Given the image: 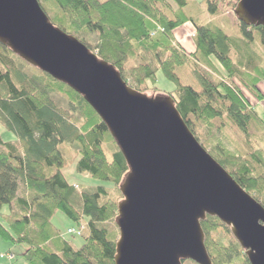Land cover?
Wrapping results in <instances>:
<instances>
[{
    "label": "trees",
    "instance_id": "obj_1",
    "mask_svg": "<svg viewBox=\"0 0 264 264\" xmlns=\"http://www.w3.org/2000/svg\"><path fill=\"white\" fill-rule=\"evenodd\" d=\"M171 1L175 12L164 0H44L56 10L50 18L56 28L88 49L79 37L96 36L97 57L113 66L138 93L154 89L158 72L174 83L172 92L162 93L173 99L195 139L264 208V149L232 152L222 143L211 145L206 140L204 144L197 135L200 129L209 132L213 122L226 115L248 147L250 136L256 134L253 129L261 132L257 142L264 144V117L240 90L263 99L259 85L264 83V28L237 22L240 34L235 36L251 52L242 58L233 53L237 42L223 30L198 26L185 13L192 0ZM203 3L215 15L218 1ZM188 22L195 29L192 54L178 47L173 37V31ZM255 48L258 57L252 54ZM214 58L223 72L214 67ZM15 60L29 66L0 44V240L26 245L25 264H114L116 237L106 224L116 219L117 203H105L109 194L103 187L77 195L62 173L64 157L58 146L69 143L77 148L78 173L118 190L128 173L127 164L105 124L81 96L35 68L39 78L28 77ZM183 65L190 66L201 91L180 83L175 70ZM54 94L63 97L70 113L52 100ZM106 144L115 146L109 157L103 148ZM17 180L25 185L26 195L17 196ZM56 211L76 226L85 224L80 249L61 239L52 227ZM201 228L213 264H249L218 219L207 217Z\"/></svg>",
    "mask_w": 264,
    "mask_h": 264
},
{
    "label": "water",
    "instance_id": "obj_2",
    "mask_svg": "<svg viewBox=\"0 0 264 264\" xmlns=\"http://www.w3.org/2000/svg\"><path fill=\"white\" fill-rule=\"evenodd\" d=\"M234 15L264 28V0H240ZM0 44L81 96L127 164L114 264H213L201 228L207 217L230 230L249 264H264L263 206L195 139L171 97L149 98L128 86L56 28L38 0H0Z\"/></svg>",
    "mask_w": 264,
    "mask_h": 264
},
{
    "label": "rangeland",
    "instance_id": "obj_3",
    "mask_svg": "<svg viewBox=\"0 0 264 264\" xmlns=\"http://www.w3.org/2000/svg\"><path fill=\"white\" fill-rule=\"evenodd\" d=\"M98 1H102V0H98ZM164 1L166 2V4L170 7V9L173 12L177 10L176 5L171 0H164ZM192 1L193 3H190L185 8V13L190 15V17L193 19L196 25L203 26L211 30H216V29L223 30L233 40H235V42H237V47L234 48V51H233L235 55L237 53L241 54L242 58H244L247 55L248 56L251 55L250 49L245 48L242 44H240V42H242L240 41V39L237 40L238 39L237 36H239L238 34L240 33L238 30V26H237L238 20L234 15V10L240 0H217L218 9L215 15H210L208 13L207 8L203 3L204 0H192ZM38 2L41 8L43 6L47 8L46 10L47 14L45 12L44 13L46 14V16L48 17L50 21V18L54 16L56 10H54L52 7H48V4H46L44 0H38ZM235 34H237V36H235ZM79 38L82 39L83 42H85L91 48L89 49L91 52L97 55V52L93 49L95 48L98 42L96 36L89 35L88 37L86 35V36H80ZM252 54H255V56L258 57L259 51H257V49L255 48ZM256 57L253 56L254 60L258 61ZM15 63L17 66L23 67L22 69L23 74L27 75L28 77L34 74L35 77L39 78V72L35 70L34 68H32L31 66H26L17 60H15ZM214 63L216 64V62ZM204 64H205L204 61L202 60L199 61V65L203 69L206 70V68L204 67ZM175 71L182 85L189 86L197 92L201 91L200 82L192 74L190 66L183 65V66L177 67ZM154 89L159 90V92L155 93ZM154 89H152L151 92H147L145 95H147V97L149 98L157 96V95H165V93H170L175 89V84L167 80L161 72H158L156 74V82L154 84ZM240 90L243 96H247L249 94L243 88H240ZM162 92H165V93H162ZM52 100L59 103V106L60 108L63 109V111H69L70 113V109L65 104L63 97L54 94L52 97ZM247 103L249 102L247 101ZM257 111L262 115V117H264V114L262 113L260 109H258ZM252 131L256 132L255 135L250 136L251 144L253 147H250L251 144H249V147H248V144H246V141L244 137L240 134V131H238L235 127H233L232 124L229 123L226 115H224L220 120L213 122V126L209 132L206 129H200V131L197 132V135L199 137L200 142L204 144H207V142H210L211 145L216 144V143H222L228 150L232 152L238 149H240L242 152L244 150H249V149L251 150L264 149V144L261 142H257L258 137L261 135V132L257 131L256 129H253ZM254 142L257 143L256 146L253 145ZM58 148L60 149L64 157V168H63L62 173L65 177V180L69 184L77 187L75 188L77 195H80L82 192H91L92 190H96L98 187H103L104 189L108 191V194H109L108 197L106 198L105 203L116 202L118 204L120 201H122L123 197L120 191L118 190V188L115 189L108 182H99L97 180H93L89 178L85 174H81L77 172L76 164L79 159L77 148H75L72 144H69V143L60 144ZM103 148L108 157L110 156L111 152L115 150V146L112 144H106L103 146ZM26 194H27V191H26L25 185L23 184L21 180H17V196L21 197ZM75 202L77 203V200ZM76 203H73V204L74 206L78 207ZM50 223L52 227L54 228V230L59 233V237H61V239H63L64 241L71 243L72 246L76 250L80 249L83 246L84 236L83 237L75 236L73 238L69 236H65V233L67 232L68 229L70 228L76 229L77 226L73 224L70 220H68L67 217L64 214H62L60 211L55 212L54 216L50 220ZM81 225L84 226L85 224L83 223ZM106 225L109 228L108 231H110L111 233H114V236L116 237V241H117L119 237V232L115 225V219L112 222H108ZM220 238L222 239V236H220ZM26 248L27 246L24 244L12 245L8 242L0 240V254H7V253L12 252L11 254H14L15 256L12 262L8 261L7 258H0V264H19V262L23 261L22 255L24 251L26 250ZM9 250L11 252H9ZM22 264H25V262ZM183 264H190V263L184 262Z\"/></svg>",
    "mask_w": 264,
    "mask_h": 264
},
{
    "label": "crops",
    "instance_id": "obj_4",
    "mask_svg": "<svg viewBox=\"0 0 264 264\" xmlns=\"http://www.w3.org/2000/svg\"><path fill=\"white\" fill-rule=\"evenodd\" d=\"M194 36H195V29L192 26L191 23H186L178 28H176L173 31V37L176 42V45L180 48H182L185 53L187 54H192L195 52V46H194ZM216 62L214 59H212V62ZM213 62V63H214ZM214 67L217 69L218 72H223L222 68L220 65L216 62L214 63ZM248 92V91H247ZM249 93V92H248ZM259 93L262 95L263 99L262 100H257L255 96L251 93H249L247 96H244L247 101L249 102L250 106L254 109H260L262 113L264 114V83L259 85ZM9 252H11L9 250ZM12 253V252H11ZM13 257L14 254H12ZM13 261V260H12ZM10 261V262H12ZM24 259L22 262H19V264L24 263Z\"/></svg>",
    "mask_w": 264,
    "mask_h": 264
},
{
    "label": "built area",
    "instance_id": "obj_5",
    "mask_svg": "<svg viewBox=\"0 0 264 264\" xmlns=\"http://www.w3.org/2000/svg\"><path fill=\"white\" fill-rule=\"evenodd\" d=\"M83 229H84V227L82 225L77 227L76 229H69V230H67L66 235L70 236V237L80 236ZM0 258H7L8 261H12L13 255L10 253L0 254Z\"/></svg>",
    "mask_w": 264,
    "mask_h": 264
}]
</instances>
